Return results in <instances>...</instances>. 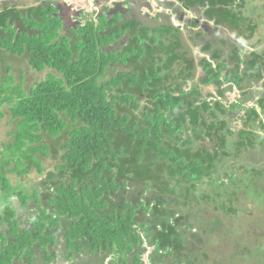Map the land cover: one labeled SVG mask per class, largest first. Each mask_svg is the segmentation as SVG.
<instances>
[{"label": "trees", "instance_id": "1", "mask_svg": "<svg viewBox=\"0 0 264 264\" xmlns=\"http://www.w3.org/2000/svg\"><path fill=\"white\" fill-rule=\"evenodd\" d=\"M175 1L250 45L244 58L228 42L214 49V63L201 62L202 82L217 96L187 90L197 67L172 24L126 20L104 7L70 31L53 8L26 14L0 5V54L46 74L26 86L0 60V127L7 118L11 127L0 151V264H52L59 247L68 262L147 264V255L149 264H264V227L228 229L220 253L221 237L199 219L210 204L221 210L226 187L213 176L253 144L251 127L264 112V98L257 106L250 94L226 100L233 87L242 92L245 81L264 78V0ZM237 109H250L238 135L226 119ZM34 174L45 175L39 187L11 184ZM255 191L264 216V193ZM184 229L196 233L188 239Z\"/></svg>", "mask_w": 264, "mask_h": 264}, {"label": "flooded vegetation", "instance_id": "2", "mask_svg": "<svg viewBox=\"0 0 264 264\" xmlns=\"http://www.w3.org/2000/svg\"><path fill=\"white\" fill-rule=\"evenodd\" d=\"M70 1L80 2L82 0H0V5L8 6L9 9H15L17 12L26 14L30 12L31 9L48 10L53 8L55 10L53 15L62 21L63 28L73 31L84 24L83 19L87 12L84 7L75 8L73 3L70 4ZM95 1L94 5L96 4L98 7L97 13L103 12L105 7L103 4L107 3V0ZM122 1V3L116 4L114 8L108 7L109 11L107 13L116 14L120 12L122 17L126 20L135 18L139 21H145L144 18H140L139 13L134 11V9H138L137 6L140 4L141 0H129L132 2L131 7H126L124 5L127 0ZM87 2H89V0ZM122 6H124V10L119 9V7ZM164 6H166V10L162 8V11L158 14V18L152 19L151 22L153 26L172 24L176 28H180L183 47L194 61L198 71L194 78L186 83L187 90L193 89L197 86L204 97L209 98V95L217 96L218 89L213 83L204 84L202 82V80L205 79V74L200 73L203 70L201 62L205 59L214 63V60L212 59L214 49L216 47H221L224 50H228V42L232 44L234 42L239 43V52L241 57L244 58L245 54L248 55L250 52V45L234 40L235 32H233L228 26L220 27L214 21L206 18L205 13L198 8H186L183 4H180L175 0H170V2L164 4ZM123 39L122 44L127 41V36H124ZM209 43H212L214 48L211 51L209 50L206 52L205 48ZM226 56V54H223L221 60H225L226 58L224 59V57ZM233 64L234 62L231 63L230 67H233ZM119 67L120 66L118 65L115 69L119 70ZM120 68L126 69L124 67L122 68V66ZM263 84L264 78L260 81H245V85H247L248 88H246L247 90L242 91L241 96H245V98L247 97L248 99L250 94L251 98L255 100L251 101L252 104L257 106L256 101L260 98H264V91L261 92L262 87L260 86ZM235 88L236 87H233L231 91ZM244 93L245 95H243ZM226 100L228 101V99ZM241 101H243V98L237 100V102ZM240 111H242V114L239 115L238 112ZM249 111L250 109L248 111L237 109V111L228 112V115H226L230 127L236 131L237 135L240 134L242 128L245 127L244 117ZM262 121H264V112L260 113V118L256 119L251 127L252 139L254 141L253 144H249L245 148L246 151L243 153L241 152L238 157L224 158L219 164V166H222V169H218L216 176L220 177V182L226 187L225 194L227 195V198L222 202V207L220 206L221 210L216 211V208L210 204L206 211L207 214L203 216L204 213H202L205 232H213L221 237V245L219 247L220 253H226V250L229 248L227 237L230 233H228V229L237 232L239 229L251 225L258 228L264 227V216H262L261 212L263 206L260 207L263 203L260 199V195H256L257 192L255 191L256 188H259L261 193H264V127L261 126ZM200 146H205L210 151L211 148H209V146L212 147L213 145L209 141H204L200 143ZM256 148L262 149L263 156L259 153H252V150H255ZM247 151L248 154L246 155ZM246 157L250 159L247 163ZM258 158L260 159L254 164L253 161ZM257 163L261 165L257 166ZM260 171L261 173L259 174L258 172ZM249 187L252 189H249ZM206 192L210 193L211 190H207ZM229 210H231L232 213H229ZM263 245V243H260V246ZM226 256H228V253ZM245 257H248L249 261H253V259L258 256L252 254ZM237 258L240 259V257Z\"/></svg>", "mask_w": 264, "mask_h": 264}, {"label": "rangeland", "instance_id": "3", "mask_svg": "<svg viewBox=\"0 0 264 264\" xmlns=\"http://www.w3.org/2000/svg\"><path fill=\"white\" fill-rule=\"evenodd\" d=\"M88 0H82L80 2H73L70 1V4L73 3L75 8H85L86 13V17L83 19V23L86 22L87 20L91 19L92 16L96 17V14L98 12V7L96 6V4L94 5V3L96 2L95 0H89V2H87ZM122 0H107V3H104L103 6L105 5V7H110V8H114V6L116 4L122 3ZM156 2V3H154ZM168 2H170V0H141L140 4H138V9H134L135 12L139 13L140 18L146 21V22H151L152 19H154L156 16H158L159 12L162 11V8H164V10H166V6H164V4H167ZM161 5V6H160ZM102 6V7H103ZM164 6V7H163ZM119 9L124 10V6L119 7ZM256 14H257V10H255ZM154 23V22H153ZM1 50V49H0ZM0 60L2 61V67L3 69L6 68H12V72L15 76V78L18 80V82H20L19 78L22 77L25 80L26 86L28 85H32L33 83L37 82V80L39 79H44L45 78V73L42 74H38L34 71H32L27 64H25V62L21 61L20 59H15L10 57L8 54H0ZM198 72V71H197ZM196 72V73H197ZM203 73V70L200 72ZM262 87V91H264V84L260 85ZM241 91H239V89H234L233 91H231L230 93L227 94V99L228 102H232V101H236L240 98V100L243 98L241 96ZM145 99L143 100V105H145ZM251 104V103H249ZM238 114H242V111L238 112ZM7 119L1 120V127H0V151L3 149V143H8L10 138L8 137V132L11 130V127H9L7 125ZM209 148H212L211 146H209ZM252 153H259L261 156H263V152L262 149L256 148L255 150H252ZM248 154V151L246 153V155ZM250 154V152H249ZM260 158H258L257 160H254L253 163L255 164ZM247 161H250V159L248 157H246V163ZM257 166H260L261 164L257 163ZM263 167V166H262ZM51 168V167H50ZM49 168V169H50ZM218 168L222 169V166H219ZM226 169V168H225ZM229 173V172H228ZM45 175H42L41 177L34 174L30 177H27L25 180H21L18 181V179L16 177H11V184L14 186V188H31V187H39L40 184L38 182H40V180H42V177H44ZM215 179L219 178V176H213ZM1 193H0V211L2 210V208H4V203L1 200ZM12 199H14V201H17V197L13 196ZM17 205V203H16ZM207 214L204 213L203 216H205ZM202 215H200V218H203ZM182 233H186L185 236L189 237L193 234L196 233V231L193 230H189V229H184ZM56 251L58 252V259L56 261H54V263L52 264H87L91 262V264H101L99 262L98 259H87L85 257H82V259H80V261L77 262H68L67 259V255L64 251V248L59 247ZM144 260L147 264H149L148 262V256L145 255L144 256ZM35 264H48L46 262H44L42 260V258L38 257L35 260ZM16 264H22V263H16Z\"/></svg>", "mask_w": 264, "mask_h": 264}]
</instances>
